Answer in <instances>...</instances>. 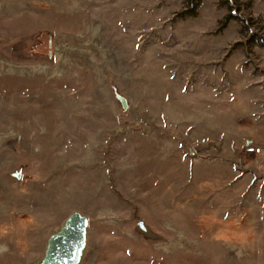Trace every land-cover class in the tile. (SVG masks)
Returning a JSON list of instances; mask_svg holds the SVG:
<instances>
[{
    "label": "rangeland",
    "instance_id": "1",
    "mask_svg": "<svg viewBox=\"0 0 264 264\" xmlns=\"http://www.w3.org/2000/svg\"><path fill=\"white\" fill-rule=\"evenodd\" d=\"M188 4L0 0V264H264V0Z\"/></svg>",
    "mask_w": 264,
    "mask_h": 264
},
{
    "label": "water",
    "instance_id": "2",
    "mask_svg": "<svg viewBox=\"0 0 264 264\" xmlns=\"http://www.w3.org/2000/svg\"><path fill=\"white\" fill-rule=\"evenodd\" d=\"M118 98L126 107V100ZM88 218L75 211L66 220L60 232L53 234L44 255L45 264H76L85 247Z\"/></svg>",
    "mask_w": 264,
    "mask_h": 264
},
{
    "label": "trees",
    "instance_id": "3",
    "mask_svg": "<svg viewBox=\"0 0 264 264\" xmlns=\"http://www.w3.org/2000/svg\"><path fill=\"white\" fill-rule=\"evenodd\" d=\"M201 2H202V0H189L188 7L183 11V14L188 15V16L196 15V13L198 11V7L200 6ZM230 8H233V6H231V4H230ZM229 16L232 17L231 15H229ZM227 20H229V17H227L226 21Z\"/></svg>",
    "mask_w": 264,
    "mask_h": 264
},
{
    "label": "bare ground",
    "instance_id": "4",
    "mask_svg": "<svg viewBox=\"0 0 264 264\" xmlns=\"http://www.w3.org/2000/svg\"><path fill=\"white\" fill-rule=\"evenodd\" d=\"M27 67H29V69H30L31 72H44V70H45L43 67H41V68L39 69V67L32 66V65L27 66ZM62 131H63L64 133H63V135H62L61 137H65L66 134H67V131H68V130H67V129H63ZM62 131H61V132H62ZM61 132H60V133H61ZM60 133H59V134H60ZM4 134H5V133H4ZM4 134L0 137V139H2L3 137L6 136V134H5V135H4ZM47 246H48V243H47L46 246H45V251H46ZM38 264H45V263H44V257L40 260V262H39ZM76 264H78V263H76Z\"/></svg>",
    "mask_w": 264,
    "mask_h": 264
},
{
    "label": "built area",
    "instance_id": "5",
    "mask_svg": "<svg viewBox=\"0 0 264 264\" xmlns=\"http://www.w3.org/2000/svg\"><path fill=\"white\" fill-rule=\"evenodd\" d=\"M247 151L252 153H259L261 151V148L256 146H250L247 148Z\"/></svg>",
    "mask_w": 264,
    "mask_h": 264
}]
</instances>
